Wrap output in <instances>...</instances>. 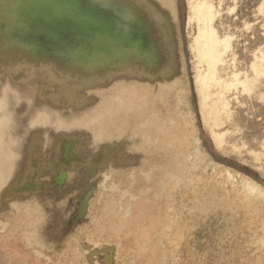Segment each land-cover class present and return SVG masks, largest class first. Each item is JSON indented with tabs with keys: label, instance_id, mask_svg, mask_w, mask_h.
I'll use <instances>...</instances> for the list:
<instances>
[{
	"label": "rangeland",
	"instance_id": "1",
	"mask_svg": "<svg viewBox=\"0 0 264 264\" xmlns=\"http://www.w3.org/2000/svg\"><path fill=\"white\" fill-rule=\"evenodd\" d=\"M121 1L151 13L140 83L125 34L0 57V264H264V0Z\"/></svg>",
	"mask_w": 264,
	"mask_h": 264
},
{
	"label": "water",
	"instance_id": "2",
	"mask_svg": "<svg viewBox=\"0 0 264 264\" xmlns=\"http://www.w3.org/2000/svg\"><path fill=\"white\" fill-rule=\"evenodd\" d=\"M158 1L163 13L159 19L164 24L168 5L163 2L167 0ZM134 6L128 4L129 9L121 0H0V57L30 54L35 61L38 50L60 44L62 39L67 47V41L77 38L90 45L86 51L90 56L86 62H90L94 54L119 46L123 38H116L122 34L126 45H137L143 54H149L157 48L149 35L150 22L141 19ZM165 36L173 44L171 35L165 32Z\"/></svg>",
	"mask_w": 264,
	"mask_h": 264
},
{
	"label": "bare ground",
	"instance_id": "3",
	"mask_svg": "<svg viewBox=\"0 0 264 264\" xmlns=\"http://www.w3.org/2000/svg\"><path fill=\"white\" fill-rule=\"evenodd\" d=\"M137 3H139L140 5L141 4H143L144 3V6L146 5V0H135ZM209 9V8H208ZM206 10H207V8L205 9V11L204 12H206ZM145 14H139V16L140 17H142L141 19H145V20H147V22H148V20H150V18H149V15L151 14L148 10L147 11H145L144 12ZM206 13H208V11L206 12ZM206 13H205V15H206ZM202 16H204L203 15V10H202ZM212 14V13H211ZM210 12H209V17H204V18H206V24H205V28L203 29V31H202V33H201V35H200V37L202 38V40L204 39V44H203V47H204V49H205V54H206V56H207V58H208V61L212 64V66L211 65H209L210 66V68L211 67H213V65H215L213 68H215L217 65L216 64H214L213 63V61L215 62V59L217 58V59H219V56H218V49H217V42L218 41H216L217 40V35H216V32H215V30L212 28V20L215 18V16H213L214 18L212 19V17H210ZM213 15V14H212ZM211 15V16H212ZM208 16V15H207ZM147 18H149V19H147ZM203 18V19H204ZM152 29H156V27H153ZM157 30V29H156ZM223 45V44H222ZM218 47H219V42H218ZM221 47V46H220ZM141 48H139V47H137V48H135V47H130V46H126L125 48H124V53H127L128 54V56H129V58H128V63H129V65H131V66H134V67H138V69H139V77H137V74L135 75V74H133V73H128V75H127V84H130V79L129 78H131L132 76L131 75H133V80H135V82H138V83H140V81L142 80V77H141V68H140V65L142 64V63H144V61H146V57L148 56L149 58H150V60H149V63H150V65H152V64H154V63H156V62H158V59L157 60H154L153 58H151L150 56H151V54L149 53V54H147V53H142L141 52ZM224 51V50H223ZM130 53H132V57H131V55H130ZM134 55V56H133ZM205 56V55H204ZM205 56V57H206ZM123 59V58H122ZM207 60V59H206ZM221 60V59H220ZM219 60V61H220ZM219 61H217V63L219 62ZM116 62L117 63H121V58L120 59H117L116 60ZM208 62V63H209ZM132 63H135V65H132ZM162 63V62H161ZM161 66V65H160ZM213 68H211L210 70H212ZM200 83V82H199ZM203 84H205V82L203 83ZM201 87V86H200ZM201 91V90H200ZM202 91H203V88H202ZM201 91V92H202ZM132 117V116H131ZM126 118H128L126 115H124V116H122V117H120V118H118V121H119V124L120 125H125V123L127 122V121H125L124 119H126ZM143 119V118H142ZM141 122L142 121H140V124H141Z\"/></svg>",
	"mask_w": 264,
	"mask_h": 264
},
{
	"label": "flooded vegetation",
	"instance_id": "4",
	"mask_svg": "<svg viewBox=\"0 0 264 264\" xmlns=\"http://www.w3.org/2000/svg\"><path fill=\"white\" fill-rule=\"evenodd\" d=\"M58 39H62V38L59 37ZM64 41H67V40H64ZM82 42H83V40H80L77 38L76 39L72 38L70 41H67V44H69L70 46L66 47L64 45L65 42H63V39H62L60 44L55 43V44L49 45V47H44V49H43L44 53L42 54V56L49 58V60H51V62H53V64H55L54 62L59 61L60 63H62L64 65L63 68H65V66H67L70 63L71 64L72 63H75V64L76 63H82L85 60L84 57H86V58L88 57L87 59L90 58L89 54L86 52L90 45L86 42H83V43ZM53 60H55V61H53ZM71 61H73V62H71ZM81 156H82V154H81ZM76 157L79 160V162H80V160L84 161L83 159H85L83 156H82V158H80V156H78V155ZM77 159L75 160V162L77 161ZM59 161H60V159H58L57 162H59ZM60 162H62V160ZM71 163H73V162L71 161L65 165H70ZM53 172H55L54 169H53ZM76 183H77V185H79V183L77 181H76ZM40 185H42V184H40ZM49 186H50V184H49ZM70 189L71 188L69 187L66 190L65 189L64 190L57 189V191H56V189H54V187H51V188L49 187V190H53L55 193H59L58 192V190H59L60 192H65V195L67 194V192L69 193V191H71Z\"/></svg>",
	"mask_w": 264,
	"mask_h": 264
}]
</instances>
